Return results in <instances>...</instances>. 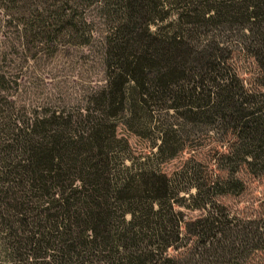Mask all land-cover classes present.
I'll return each mask as SVG.
<instances>
[{
    "label": "trees",
    "instance_id": "16d2710c",
    "mask_svg": "<svg viewBox=\"0 0 264 264\" xmlns=\"http://www.w3.org/2000/svg\"><path fill=\"white\" fill-rule=\"evenodd\" d=\"M94 43L102 82L82 103L21 97L27 61ZM206 138L207 158L163 169ZM241 172L264 179V0H0V264H173L193 247L264 264V195L252 213L220 199L245 192Z\"/></svg>",
    "mask_w": 264,
    "mask_h": 264
},
{
    "label": "rangeland",
    "instance_id": "374dc122",
    "mask_svg": "<svg viewBox=\"0 0 264 264\" xmlns=\"http://www.w3.org/2000/svg\"><path fill=\"white\" fill-rule=\"evenodd\" d=\"M93 13L94 11H91V14ZM96 37L98 39L100 33H97ZM97 59L95 43L85 46L66 45L52 56L43 55L33 58L27 61L22 69L19 80L21 97L32 103L51 101L66 106L82 103L86 91L102 82L100 62ZM117 131L128 138L135 154L155 150L150 140L127 132L122 124H119ZM201 142L199 146L195 144L184 148L174 157L162 162L161 166L167 172H171L192 155L196 158H207L212 143L209 138ZM240 175L246 181L245 192L239 195H227L220 199L232 210L252 213L264 195V179L253 178L245 172H241ZM184 211L186 218L194 217L200 212L195 209ZM194 248L191 252L186 248L181 249L178 262L173 264H215L198 256ZM189 253L194 256L193 259ZM255 260L259 259L255 258Z\"/></svg>",
    "mask_w": 264,
    "mask_h": 264
}]
</instances>
